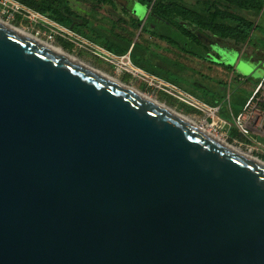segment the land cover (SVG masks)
Segmentation results:
<instances>
[{
  "label": "water",
  "instance_id": "water-1",
  "mask_svg": "<svg viewBox=\"0 0 264 264\" xmlns=\"http://www.w3.org/2000/svg\"><path fill=\"white\" fill-rule=\"evenodd\" d=\"M232 145L0 21V264H264Z\"/></svg>",
  "mask_w": 264,
  "mask_h": 264
},
{
  "label": "rangeland",
  "instance_id": "rangeland-1",
  "mask_svg": "<svg viewBox=\"0 0 264 264\" xmlns=\"http://www.w3.org/2000/svg\"><path fill=\"white\" fill-rule=\"evenodd\" d=\"M69 1L91 25L127 35L134 42L146 45L149 52L160 55L165 67L179 81L178 85L164 86L135 73L128 63V54L127 56L114 54L110 57L105 55L103 53L105 48L96 39L95 33L83 25L76 27L74 31L70 29L59 33L56 21L50 18L48 20L32 18L25 12H18L4 5L3 0H0V17L49 43L64 48L86 63L145 92L180 113L195 118L199 123L204 121L205 128L229 143L247 150L246 146L238 141L241 139L234 135L233 131L230 133L223 125L222 120L224 118L233 120L232 112L237 113L242 108L244 101L264 75V7L258 15L251 14L248 10L242 11L259 25L249 41L238 45L231 39L202 35L207 48L201 47L205 57H200L143 29L142 23H146L150 9L142 6L138 0H115L118 2L122 18L113 16L104 7L92 6L85 0ZM184 1L195 3L197 0ZM122 10L128 13H123ZM132 16L138 18L141 25L133 26L130 22ZM148 25L150 29L158 31L168 29L167 24L160 28L154 24ZM191 91L197 92L199 96H206L210 101L216 100V103L212 106L202 101L199 96L192 95ZM183 94L191 95L193 98L190 96L191 99L186 98ZM219 105L221 113L214 114L213 107ZM191 108L195 110L190 111Z\"/></svg>",
  "mask_w": 264,
  "mask_h": 264
},
{
  "label": "trees",
  "instance_id": "trees-1",
  "mask_svg": "<svg viewBox=\"0 0 264 264\" xmlns=\"http://www.w3.org/2000/svg\"><path fill=\"white\" fill-rule=\"evenodd\" d=\"M20 1L25 6L73 31L81 25L90 28L95 33L96 39L109 52L116 55L129 53L132 63L137 67L178 85L179 81L165 67L160 55L149 52L146 45L138 41L134 42L127 35L91 25L84 15L71 6L69 0ZM85 1L95 7H104L113 16L122 18L118 2L115 0ZM138 2L150 9L146 23L142 25L143 29L200 57H205L201 47L207 48L202 35H216L231 39L238 45L249 41L259 25L242 11L248 10L249 13L258 15L264 7V0H197L195 3H186L184 0H138ZM122 12L128 13L124 10ZM130 22L133 26L141 25V21L133 16ZM149 23L159 28L167 24L168 29L163 31L150 29ZM191 92L192 95L199 96L197 92ZM199 97L212 106L216 103V100L215 102L210 101L206 96L200 95ZM194 110V108L190 109V111ZM221 110L220 106V113Z\"/></svg>",
  "mask_w": 264,
  "mask_h": 264
},
{
  "label": "built area",
  "instance_id": "built-area-1",
  "mask_svg": "<svg viewBox=\"0 0 264 264\" xmlns=\"http://www.w3.org/2000/svg\"><path fill=\"white\" fill-rule=\"evenodd\" d=\"M3 4L11 7L13 10H16L18 12H25L31 15L32 18H38L42 20L49 19L48 16L25 6L20 0H3ZM56 26L59 33L70 30L60 25L59 23H56ZM103 53L109 57L114 56L113 53L109 52L106 49H104ZM127 57L128 63L130 64L131 69L135 71V73L140 74L147 80L159 82L164 86L173 85L174 87H176V85L165 81L161 77L150 74L142 68L134 65L130 59L129 53ZM184 96L189 99H191L190 97L193 98V96L191 95ZM228 99H230V93L228 95ZM213 113H220V106L213 107ZM232 114L233 120L224 118V120H222L223 125L228 128L230 133L231 131H233V134L241 139H238V141L241 145L246 146V151L250 152L252 155L256 154L254 156L258 158L264 159V75L261 77L259 83L257 84V87L251 92L242 108L237 113L232 112Z\"/></svg>",
  "mask_w": 264,
  "mask_h": 264
},
{
  "label": "bare ground",
  "instance_id": "bare-ground-1",
  "mask_svg": "<svg viewBox=\"0 0 264 264\" xmlns=\"http://www.w3.org/2000/svg\"><path fill=\"white\" fill-rule=\"evenodd\" d=\"M0 21L3 22L4 24H6V25H8V26H10V27H12V28H14V29H16V30H18V31H20V32H22V33H24V34H26V35H28L29 37H31V38H33V39H35V40H37V41L43 43L44 45H46V46H48V47H50V48L56 50L57 52H59V53L65 55V56L71 58L72 60H74V61H76V62H78V63H80V64L86 66L87 68H89V69H91V70H93V71L99 73L100 75H102V76H104V77H106V78H108V79H110V80H112V81L118 83L119 85H122V86L126 87V88L129 89L130 91H133V92H135L136 94H138V95H140V96H142V97H144V98H146V99H148V100L154 102V103L157 104L158 106H160V107H162V108H164V109L170 111L171 113L175 114V115L178 116L179 118H181V119H183L184 121H186L187 123L193 125L194 127H196L197 129L201 130L202 132L206 133L207 135H209V136H211V137H214L215 139L220 140V141H222V142H224V143H228L227 140L221 138V137L218 136L217 134H214L213 132H211L210 130H208L207 128H205V126H204V121L201 122V123H199L198 121H196L195 118H193V117H191V116H189V115H186V114L180 113L179 111H177L176 109L170 107L169 105H167V104H165V103L159 101L158 99H156V98H154V97H152V96L147 95L145 92H143V91H141V90H139V89H137V88H135V87H132V86H130V85L124 83V82L121 81L120 79H118V78H114V77H112L111 75H109V74H107V73H105V72H103V71H101V70L95 68V67L92 66L91 64L86 63V62L83 61L82 59H80V58H78V57H76V56L70 54V53L67 52L64 48H62V47H60V46H57V45H55V44H53V43H49V42H47V41L41 39V38L38 37L37 35L31 33L30 31H27V30H25V29H23V28H21V27H18V26H16V25H14L13 23L4 20V19L1 18V17H0ZM232 147H233L235 150H237L238 152H240L241 154L247 156L248 158H250V159H252V160H254V161H258V162L264 164V159H261V158H258V157H256V156L252 155L250 152H248V151L242 149V148L239 147L238 145H237V146L232 145Z\"/></svg>",
  "mask_w": 264,
  "mask_h": 264
}]
</instances>
